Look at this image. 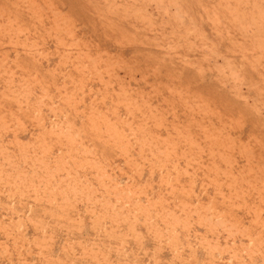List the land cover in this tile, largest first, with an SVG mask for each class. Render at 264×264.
I'll list each match as a JSON object with an SVG mask.
<instances>
[{
  "label": "rangeland",
  "instance_id": "1",
  "mask_svg": "<svg viewBox=\"0 0 264 264\" xmlns=\"http://www.w3.org/2000/svg\"><path fill=\"white\" fill-rule=\"evenodd\" d=\"M0 264H264V0H0Z\"/></svg>",
  "mask_w": 264,
  "mask_h": 264
}]
</instances>
